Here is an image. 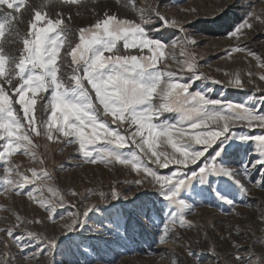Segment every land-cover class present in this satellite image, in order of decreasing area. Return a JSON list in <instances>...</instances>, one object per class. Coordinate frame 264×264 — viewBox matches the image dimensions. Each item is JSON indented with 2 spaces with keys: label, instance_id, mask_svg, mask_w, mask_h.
I'll return each instance as SVG.
<instances>
[{
  "label": "snow or ice",
  "instance_id": "snow-or-ice-1",
  "mask_svg": "<svg viewBox=\"0 0 264 264\" xmlns=\"http://www.w3.org/2000/svg\"><path fill=\"white\" fill-rule=\"evenodd\" d=\"M117 3H122L124 8H131L133 12L137 11L135 0H131V4L129 0H117ZM73 5H78L77 15H80L81 8L90 7L87 0H38L31 4L26 0H0V62L3 63L0 94L6 101L0 104V141H5L0 145L3 149L0 151V161L4 165L0 177V195L11 192L17 197L27 195L32 198L33 190L25 192L26 184L35 185L37 177L41 181L53 179L43 167L39 173L36 168H32L29 179L18 168L8 166V158L20 150H23L24 156L37 160L36 153L32 151L38 147L33 142L35 134L64 146L78 145V152L83 157L80 165L112 166L113 169L121 165L139 177L127 181L135 185L137 191L144 188L147 181V186L162 192L170 204V211L158 243H167L171 236L176 235L173 231L176 225L181 228L187 226L190 230L195 227L186 217L194 214L200 206L186 203L180 193L193 181L204 183L212 174L234 179L246 197L239 204L225 200L229 205L228 214H233L238 206L254 208L259 213L256 218L264 223V204L247 199L250 190L245 186L247 182L264 191V130L254 136H237L233 132L237 124L248 132H253L251 130L254 128L264 129V113L247 104L213 101L201 92L190 91L196 81L210 79L198 70L196 48L199 36L190 32L181 21L170 18L166 14V6L161 5V0H155L149 12L145 13L141 9L138 18L132 19L121 17L112 10H104L101 14L91 9L94 23L77 30L79 42L73 45L69 39L73 30L71 24L66 22L64 13L56 11L53 19L49 12L50 9L54 11L63 6L71 9ZM230 5L228 0H224L218 9L219 16ZM186 11L193 14L190 24L199 20L195 15L196 9ZM25 12L31 14L27 22L23 19ZM261 15L251 10L227 34L228 38H235L236 41L246 38L250 31H255V21L264 24ZM23 23L27 25L25 31L19 27ZM165 29L175 34L167 44L151 37V32ZM178 33L183 35L177 39ZM120 42L123 50L119 47ZM178 43L182 49L180 55L187 56L188 60L179 61L171 56L169 63L180 65L181 73L167 70V65L165 68L158 67V61L165 58L166 46L174 49ZM5 44L18 47L5 48ZM65 47L62 56L61 49ZM145 49L150 55L145 53ZM233 53H244L256 61L258 68L264 69V55L246 45L236 43L221 58L230 57ZM185 67L191 74L189 82H175L184 80L182 73ZM223 75L228 77L227 80L212 79L211 83L241 90L254 83L255 74L251 71L247 72V81L239 72L224 71ZM259 80L264 81V73L259 74ZM49 90L50 95L45 99L42 94ZM258 91L264 93V88H258ZM157 96L162 101L159 104L153 102ZM38 98L44 101L40 111L47 113V118L36 116ZM164 112L179 113V119L175 123H154L153 118ZM210 123L217 125L216 130L209 127ZM185 127L200 130L190 136L191 142L180 141L185 135ZM160 137H166L167 144L173 150L171 154L156 151V141ZM230 138L240 143L252 142L254 153L259 159L245 165L243 171L221 166L218 160L225 151L224 141ZM194 144L201 147L196 148ZM129 147L131 151L128 154L122 151ZM60 150L63 151V148ZM145 158L160 168L168 169L170 165L177 167L169 175H161L148 166ZM38 163L43 166L45 160L38 159ZM186 169L191 171L187 172ZM257 170L261 178L253 180L251 171ZM13 176L20 179L11 178ZM149 176L151 179H147ZM69 194L79 197L83 211L70 213L73 218L71 223L65 225L62 235L82 231L88 225L90 212L100 203L119 199L121 191L116 188L107 192L96 189L91 195L97 196L98 200L92 203L88 202L89 196L84 193L71 190ZM48 203L51 205V201ZM41 206H44L43 201ZM53 208L46 210L51 213ZM16 219L19 223L0 228V245L6 249L0 253V257L6 258L0 259V264H32L33 261L40 264V257L53 256L59 238H42L37 232L22 227L26 222L20 220L19 216ZM88 226L95 232L101 231L99 227ZM236 234H241L239 228ZM27 240H32L40 247L27 252ZM204 240H208L206 232ZM220 240L230 241L235 251L222 256L216 244L208 241L207 250L214 258V264H221V261L223 264H260L264 260V253L257 255L255 250L257 244L264 245V239H257L252 247H242L229 232L227 237L221 235ZM13 248L18 250L15 255L12 253ZM184 250L187 256L195 259L196 253L191 246ZM49 264H54V261L50 260ZM171 264H185V261L173 254Z\"/></svg>",
  "mask_w": 264,
  "mask_h": 264
},
{
  "label": "rangeland",
  "instance_id": "rangeland-1",
  "mask_svg": "<svg viewBox=\"0 0 264 264\" xmlns=\"http://www.w3.org/2000/svg\"><path fill=\"white\" fill-rule=\"evenodd\" d=\"M26 2L31 4L35 0H26ZM87 3H93L92 6H94L88 9L81 8L80 15H77L76 10H71L70 20V8L68 9L67 6L57 8L54 11L49 10L53 19L56 11L64 13L66 22L71 24L73 30L69 37L73 45L79 42L77 30L80 27L94 23L91 9L94 8L101 14L104 10L116 11L121 17L125 12L128 15L126 18L132 19L134 17L138 18L141 9L145 13L149 12L155 0H136L135 8L137 11L135 12L131 8H125L126 11H124V8H120L123 7L121 3L116 6L107 5L102 0H87ZM223 3L224 0H161V5L166 6L168 9L166 14L170 18L181 21L187 25L190 32L199 36L196 48L198 70L210 79L196 81L191 85L190 91L201 92L213 101L247 104L250 107L260 109L261 113H264V93L258 91V88H264V81L259 80V74L264 73V69L258 68L256 61L246 57L244 53H233L230 57L221 58L224 56L225 51L234 47L236 43L246 45L253 51L264 55V24L259 21L254 22L255 31L244 30L250 31V35L240 41H236L235 38L229 39L227 36L236 25L246 18L251 10L262 14L261 18L264 19V0H228L231 5L222 16H219L218 9ZM75 7L77 9L78 5L72 6V8ZM193 8L197 10L195 15L199 17V20L194 24H190L192 23L193 14L186 10ZM22 11L24 10L22 9ZM30 15L28 12L24 13L23 19H25V22L30 18ZM226 15L239 18V21L235 22L230 28H217L218 24L224 23L223 19ZM214 16L216 17L215 20L213 19ZM19 27L21 31H25L27 25L24 23V25L20 24ZM150 34L152 38L163 41L165 44L172 40L175 35L167 29L162 32H151ZM182 35V33H178L177 39ZM17 47L18 45L5 44V48L15 49ZM119 47L123 50L122 42H120ZM181 50L179 43L174 49L166 46L164 50L165 58L158 61L157 66L165 68L167 65V70L180 74V65L169 63V58L175 56L179 61L188 60L187 56L180 55ZM65 51L66 47L61 49L62 56ZM128 51L135 52L136 50L129 49ZM144 51L147 53L146 49ZM147 54L150 55V53ZM2 70L3 63L0 62V71ZM224 71L239 72L245 81L248 79L247 72L251 71L255 74L254 83L248 84L243 90L224 88L221 84L211 83L212 79L227 80L228 77L223 75ZM182 75L184 80L175 82L188 83L191 74L187 72L186 67ZM50 92L51 90L42 94L45 99L50 95ZM5 102V97L0 94V104ZM43 102L38 98L36 105V116L38 118L41 116L47 118L48 115L40 111V105ZM153 102L159 104L162 101L157 96ZM15 107L19 108V105ZM178 119L179 113L164 112L158 117H154L153 122L175 123ZM220 126H222V122ZM209 127L216 130L217 125L210 123ZM235 127L237 129H234L233 132L237 136H254L264 130L254 128L251 130L253 132H248L247 129H240L239 124ZM198 131L200 130L185 127V135L180 138V141L191 142L190 136ZM33 142L38 145L36 149L32 150L36 153L37 160L24 156L22 154L23 150H20L8 158V166L18 168L29 179L32 176V168H36L39 173L43 167V169L50 172L53 179L51 181H41L37 177L35 185L26 184L25 192L33 190L32 198L27 195L17 197L12 195L11 192L0 195V228L19 223L16 219L19 216L20 220L26 222L22 227L26 226L28 230L37 232L42 238L58 237L59 240L53 256L40 257V264H49L50 260H53L54 264H171L173 254L184 259L185 264H189V262L191 264H214V258L207 250L208 241L216 244L223 256L234 252L235 249L231 248L230 241H221V235L227 237L230 232L232 239L242 247H252L254 241L264 239V223L256 218L259 213L254 208L238 206L233 214H228L229 205L224 202L225 200L239 204L246 199L241 188L240 190L236 189L239 185L234 179L212 174L207 177L204 183L193 181L180 193L181 198L186 203L200 206L194 214L186 217V220L190 221L195 227L190 230L187 226L181 228L176 225L173 228L176 235L171 236L167 243H158V237L170 211V204L164 199L162 192L147 186V181L145 187L137 191L136 186L130 185L127 181L139 177L136 173L130 172L128 168L121 165H116L114 169L112 166L80 165L83 157L78 152V145L64 146L59 142L47 141L46 137L36 136L35 134H33ZM3 143L5 141H0V145H3ZM156 145V151L158 152L171 154L173 151L167 144L166 137L158 138ZM224 145L225 151L219 157L218 163L225 168L243 171L245 165H250L251 162L259 159L254 153L255 146L252 142L240 143L230 138L224 141ZM193 146L196 148L201 147L195 144ZM61 148H63V151L60 150ZM2 150V147H0V151ZM122 151L128 154L131 147ZM41 158L45 160L43 166L38 163V159ZM152 159L154 160L155 157ZM145 162L161 175H169L173 168L177 167L170 165L168 169L160 168L148 161L147 158H145ZM3 166V161H0V177L3 175ZM192 167L195 168V166ZM185 171L190 172L191 169ZM140 175L142 176L143 173ZM251 177L253 180H258L261 178V173L258 170L251 171ZM11 178L20 179L18 176ZM147 179H151V177L149 176ZM245 186L250 190L247 199L264 204V191H261L258 187H253L252 184L247 182H245ZM111 188L121 191L120 198L110 203H100L94 211L90 212L88 217V225L93 228L99 227L101 231L95 232L86 225L82 231L62 235L65 225L71 223L73 218L70 213L83 211L79 197H73L69 194L71 190L88 195V202L92 203L98 200L97 196L91 195L93 191L99 189L107 192ZM50 189L53 191H50ZM0 191H2V186H0ZM208 196L214 197L215 200H208ZM42 201L44 202L43 207L41 206ZM49 201H51V205L48 203ZM207 205L212 207H207ZM52 206L54 208L49 213L46 209ZM62 214L63 217L60 218ZM237 228L240 229L241 234L239 236L236 234ZM205 232L208 237L207 241L204 240ZM142 242H144V245L141 249L139 244ZM26 245L27 252L40 247V245L34 244L32 240H27ZM188 246H191L193 252L196 253L195 259L186 255L184 249ZM255 250L257 255L264 253V245L257 244ZM5 251L4 246L0 245V253ZM17 252V249H12L14 255ZM155 253H167V255L160 256ZM0 259L6 258L0 257ZM32 264H35V262L33 261ZM221 264H223L222 261ZM260 264H264V260H261Z\"/></svg>",
  "mask_w": 264,
  "mask_h": 264
},
{
  "label": "trees",
  "instance_id": "trees-1",
  "mask_svg": "<svg viewBox=\"0 0 264 264\" xmlns=\"http://www.w3.org/2000/svg\"><path fill=\"white\" fill-rule=\"evenodd\" d=\"M34 1V0H33ZM90 1H92V0H90ZM105 4H107V5H113V6H116L118 3H117V0H102ZM35 2H38V0H35ZM135 2H136V0H135ZM34 3V2H33ZM129 3L131 4V0H129ZM92 4L93 3H91V4H89V6L91 7L92 6ZM99 5H102L101 3H98ZM122 4V3H121ZM94 6V5H93ZM92 6V7H93ZM122 6V5H121ZM89 7V8H90ZM121 9H123L124 7H120ZM69 10H77L76 9V7L75 8H72V9H69ZM124 11H126V9L124 8L123 9ZM126 16H128L125 12H124V15H123V17H126ZM24 21H25V19H24ZM239 21V18H235V17H233V16H228V15H226L225 17H224V19H223V24L221 23V24H218V26H217V28L219 27V28H223V27H231V26H233L234 25V23L235 22H238ZM23 25H24V23H23ZM228 186V185H227ZM236 189L237 190H240V187L238 186V187H236ZM207 199L208 200H210V201H212V199L213 200H215L214 199V197H212V196H208L207 197ZM147 242V241H146ZM140 245V247L139 248H141L142 249V246L144 245V242H142V243H140L139 244Z\"/></svg>",
  "mask_w": 264,
  "mask_h": 264
}]
</instances>
